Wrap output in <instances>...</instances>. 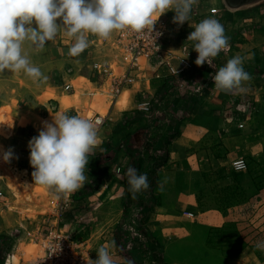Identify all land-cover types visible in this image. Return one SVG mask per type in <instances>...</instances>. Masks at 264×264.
Returning <instances> with one entry per match:
<instances>
[{"label":"rangeland","instance_id":"1","mask_svg":"<svg viewBox=\"0 0 264 264\" xmlns=\"http://www.w3.org/2000/svg\"><path fill=\"white\" fill-rule=\"evenodd\" d=\"M110 47L114 58H120L122 47ZM176 80L156 84L150 108L121 112L117 138L108 141L97 173L88 172L89 180L73 196L69 217L85 226L82 232L90 237L85 264L96 259L100 246L112 242L116 264H264V251L256 247L264 242V129L252 131L249 153H230L207 137L187 157L174 158L169 151L180 113L172 107L181 97ZM187 86L195 87L189 79ZM127 98L124 91L118 108ZM99 112L106 113L102 108ZM6 123L0 118V125ZM240 158L245 166L236 168L234 161ZM128 167L148 176L150 187L135 197L124 175ZM7 177L0 212L14 217L0 221V264H20L41 253L40 235L59 195L30 182L25 170L9 168ZM189 194L195 210L178 200Z\"/></svg>","mask_w":264,"mask_h":264},{"label":"crops","instance_id":"2","mask_svg":"<svg viewBox=\"0 0 264 264\" xmlns=\"http://www.w3.org/2000/svg\"><path fill=\"white\" fill-rule=\"evenodd\" d=\"M174 15L173 11H168L163 17L171 20ZM206 17H214L224 26L226 35L230 37V47L213 59L212 66L205 63L198 67L194 63L197 53L193 50V42L186 40L194 30L189 25L194 26ZM233 18H238L239 22L235 24ZM169 29L178 42L188 46L191 67L180 74L164 72L163 76L156 77L154 70L142 61L141 70L133 73L114 99L109 94L111 88L127 71V63L121 57L114 58L110 47L118 42L119 31L112 33L107 40L89 36L90 46L79 57L67 55L73 41L63 33L53 41L46 42L45 47L38 51L31 48L29 42H25L22 50L41 69L47 80L35 83L22 71L5 70V73L0 74V118L8 122L0 125L3 130L0 133V149L12 148L14 153L10 162L0 159V191L8 189L9 168L25 170L29 181L33 183L28 141L38 135L42 121H51L52 115L55 116L57 112L88 119L102 115L99 109H105L106 113L102 116L106 119L98 128L97 152L89 162V173L96 174L97 167L93 168L96 158L104 151L108 141L118 136L116 130L122 123L121 112L150 108V101L157 91L156 84L175 78L181 97L173 104L172 110L180 115L176 125L178 132L171 140L169 154L174 158L187 157L186 152L204 143L207 137L210 141L223 144L221 146L230 153H249L252 131L256 128L264 129V115H259L260 111H264V0H199L193 6L188 23L174 25ZM235 55L244 58V69L251 74L252 79L245 82L246 92L225 94L214 87L211 75ZM173 66L179 69V61L174 60ZM188 79L195 86L190 87V90ZM66 85L70 87L66 88ZM124 91L128 92V98L125 106L118 108V98ZM47 92L53 93V96L46 97ZM63 96L71 101V105L65 108L61 104ZM102 97L104 100L100 99ZM88 111H92V115L89 116ZM191 157L189 155L188 158ZM103 160L106 162L107 158ZM50 192L54 194L52 190ZM75 192L68 193L71 204L64 214L63 224L81 229L85 226L78 227L74 224L78 220L69 217ZM190 196L179 197L178 200L183 202L185 208L195 210L197 206L192 199L187 200ZM1 203L2 199L0 208L3 207ZM12 217L14 215L8 211L3 214L0 212L3 224ZM155 219L160 222V219ZM79 235L87 239L90 256V237H86L82 229ZM151 264L160 263L153 261Z\"/></svg>","mask_w":264,"mask_h":264},{"label":"clouds","instance_id":"3","mask_svg":"<svg viewBox=\"0 0 264 264\" xmlns=\"http://www.w3.org/2000/svg\"><path fill=\"white\" fill-rule=\"evenodd\" d=\"M199 0H0V74L5 70L23 72L35 83L47 77L22 50L25 42L34 50H42L46 42L63 33L73 41L67 55L79 57L90 46L89 36L107 40L117 31L153 32L158 18L173 11L172 23L182 26L191 18ZM59 20V23L57 22ZM35 23V27L33 26ZM186 41L193 42L197 53L196 66L212 61L221 51L230 47V37L224 26L214 17H206L194 26ZM161 33H158V36ZM244 58L235 55L211 75L214 87L225 94L247 91L245 82L252 79L244 69ZM100 121H91L79 115L57 112L51 121H42L38 135L28 141L29 164L33 169V183L57 194L77 191L89 180L88 164L98 146ZM13 149H0V159L10 162ZM129 191L135 195L150 185L147 173H138L128 167ZM114 242L96 250V259L90 264H116L112 248ZM257 249L264 251V242ZM126 264H134L127 260Z\"/></svg>","mask_w":264,"mask_h":264},{"label":"built area","instance_id":"4","mask_svg":"<svg viewBox=\"0 0 264 264\" xmlns=\"http://www.w3.org/2000/svg\"><path fill=\"white\" fill-rule=\"evenodd\" d=\"M176 24L172 19H165L161 15L153 26V32L147 29L137 33L133 31H119L116 45L121 46L123 53L121 58L127 63V71L118 78L110 91L114 99L135 71L141 70L142 61L154 70L156 77H161L164 72L171 75L180 74L191 67L188 46L178 42L169 29ZM158 33L161 35L158 36ZM178 60L180 68L173 66V61ZM69 88V85L65 86ZM89 120L100 121L99 128L106 117L97 115L89 117ZM236 168H243L245 162L242 158L234 161ZM71 198L68 194H61L55 203L51 214L48 215L47 227L40 235L41 253L28 261L20 264H85L89 256L87 239L79 235L80 230L74 227H66L63 224L64 214L69 209ZM4 264H7V260Z\"/></svg>","mask_w":264,"mask_h":264},{"label":"bare ground","instance_id":"5","mask_svg":"<svg viewBox=\"0 0 264 264\" xmlns=\"http://www.w3.org/2000/svg\"><path fill=\"white\" fill-rule=\"evenodd\" d=\"M48 95V94H47ZM50 96H53L52 94L49 95ZM125 97V96H124ZM125 99L126 98H123L122 102L124 101L125 102ZM61 104H62V107L65 108V107H68L69 105H71V101L70 99H68V97H62L61 98ZM71 107V106H70ZM31 249V248H30ZM32 250V249H31ZM30 250V251H31ZM32 253V252H31Z\"/></svg>","mask_w":264,"mask_h":264},{"label":"trees","instance_id":"6","mask_svg":"<svg viewBox=\"0 0 264 264\" xmlns=\"http://www.w3.org/2000/svg\"><path fill=\"white\" fill-rule=\"evenodd\" d=\"M105 157L108 158V156H105ZM100 163H101V156H98V157L96 158V160H95V163H94L93 168L98 167V166L100 165Z\"/></svg>","mask_w":264,"mask_h":264}]
</instances>
